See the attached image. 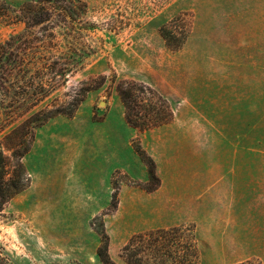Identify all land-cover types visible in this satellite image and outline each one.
I'll return each instance as SVG.
<instances>
[{"label": "rangeland", "instance_id": "rangeland-1", "mask_svg": "<svg viewBox=\"0 0 264 264\" xmlns=\"http://www.w3.org/2000/svg\"><path fill=\"white\" fill-rule=\"evenodd\" d=\"M23 1L0 3L14 9ZM71 2L69 24L53 14L26 32L32 48L17 42L4 50L21 64L62 62L68 46L95 53L74 72L38 74L51 88L26 113L32 90L17 67L8 74L3 63L0 142L33 111L71 100L91 79L104 82L73 115L35 129L22 158L29 185L0 210V259L103 264L97 248L104 232L110 258L124 264L120 248L132 234L189 224L199 264H264V0ZM176 16L185 17L189 34L171 50L160 27ZM12 17L0 14V45L25 31ZM126 80L165 97L173 119L144 131L129 125L115 89ZM149 158L160 180L153 191L141 187Z\"/></svg>", "mask_w": 264, "mask_h": 264}, {"label": "trees", "instance_id": "trees-1", "mask_svg": "<svg viewBox=\"0 0 264 264\" xmlns=\"http://www.w3.org/2000/svg\"><path fill=\"white\" fill-rule=\"evenodd\" d=\"M1 5L3 3H0V14L13 15L14 21L22 22L25 25L24 32L12 35L4 44L0 45V67L3 69L4 63L9 66L6 73L10 74L11 69L17 67V70L23 74L22 82L32 90L31 95H29L31 97L30 103L24 108V113H26L39 100L47 96L48 81L43 80L38 74L74 72L83 67L86 63L83 60L87 61L95 51L88 45L82 50V53H77L80 48L68 46L67 51L62 52L65 57L62 62L52 60L37 64V62L27 61L21 64V62L12 61L7 50H4L5 46L12 47L15 45L19 48V44H22L24 49L32 48L29 45L30 39L25 35L31 27L49 23L53 14L59 16L61 22L69 24V20L73 19L76 12L71 0H26L14 9H9V6L2 8ZM79 5L81 6L78 7V10L84 11V4L80 2ZM160 34L169 49L178 50L189 34L187 20L183 16L172 18L160 27ZM17 42H19L18 45ZM31 70H33L34 75L27 77L26 73ZM35 77H39L37 82H35ZM93 81L94 79H91V83L87 87H80L71 100L56 104L53 108H40L33 111L4 134L0 143L11 153L7 156L0 148V210L5 203L29 185L30 178L22 158L33 142L35 129L56 115L68 117L73 115L84 99L85 93L102 85L104 78L102 77L92 84ZM115 89L122 102L126 122L139 131L167 124L173 119V111L167 99L150 86L126 80L119 81ZM32 96L34 97L32 98ZM135 150L140 156H146L139 144L135 146ZM150 161L152 166L148 171V180L141 186L146 191H153L160 184L154 170V162L151 159ZM99 234L101 243L97 248V256L103 264H118L108 254L106 234L104 232H99ZM119 257L124 264H199L195 228L193 225L179 224L134 233L120 248ZM0 264H4L2 259H0ZM233 264H260V262L256 259H246Z\"/></svg>", "mask_w": 264, "mask_h": 264}, {"label": "crops", "instance_id": "crops-1", "mask_svg": "<svg viewBox=\"0 0 264 264\" xmlns=\"http://www.w3.org/2000/svg\"><path fill=\"white\" fill-rule=\"evenodd\" d=\"M169 227V226H168ZM159 228V227H158ZM154 229V228H153ZM141 232V231H140Z\"/></svg>", "mask_w": 264, "mask_h": 264}]
</instances>
